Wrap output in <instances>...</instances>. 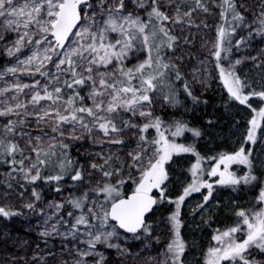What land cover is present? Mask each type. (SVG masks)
I'll return each instance as SVG.
<instances>
[{
	"label": "snow or ice",
	"instance_id": "6c2138e0",
	"mask_svg": "<svg viewBox=\"0 0 264 264\" xmlns=\"http://www.w3.org/2000/svg\"><path fill=\"white\" fill-rule=\"evenodd\" d=\"M0 264H264V0H0Z\"/></svg>",
	"mask_w": 264,
	"mask_h": 264
},
{
	"label": "rangeland",
	"instance_id": "374dc122",
	"mask_svg": "<svg viewBox=\"0 0 264 264\" xmlns=\"http://www.w3.org/2000/svg\"><path fill=\"white\" fill-rule=\"evenodd\" d=\"M25 82L27 81V78H25ZM219 99V96L217 95V100ZM29 222L32 225L36 224V218L34 219H25V218H19L14 220L10 225L9 228L13 231L14 234H18L20 237L29 239L30 241L37 242L38 234L36 231H28L27 226ZM36 239V240H34ZM33 248L35 247V243H33ZM154 254V253H153Z\"/></svg>",
	"mask_w": 264,
	"mask_h": 264
},
{
	"label": "trees",
	"instance_id": "16d2710c",
	"mask_svg": "<svg viewBox=\"0 0 264 264\" xmlns=\"http://www.w3.org/2000/svg\"><path fill=\"white\" fill-rule=\"evenodd\" d=\"M202 114V110H200V111H198L197 112V114H196V117H191L193 120H195V119H197L200 115ZM201 123H202V121H201ZM49 199H51L52 197H51V195L49 194V197H48ZM35 217L34 216H31V215H29V217H28V219H34ZM210 231V230H209ZM195 238L197 239V240H200L201 238L203 239V245H202V247H204V248H206L207 247V244H208V240L210 239V236H207V235H204L203 237H202V234H201V232H196L195 234ZM190 238H191V236H190ZM34 240H36V239H34ZM37 242H40L38 239H37ZM41 246L43 247V244L41 243ZM196 255L197 256H199V250H197V252H196Z\"/></svg>",
	"mask_w": 264,
	"mask_h": 264
}]
</instances>
